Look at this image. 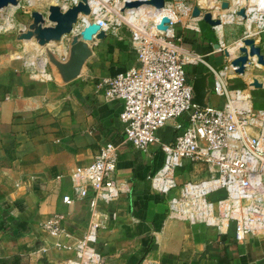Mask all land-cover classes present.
I'll list each match as a JSON object with an SVG mask.
<instances>
[{"label":"crops","instance_id":"0c3cea01","mask_svg":"<svg viewBox=\"0 0 264 264\" xmlns=\"http://www.w3.org/2000/svg\"><path fill=\"white\" fill-rule=\"evenodd\" d=\"M209 27L214 28L200 17L178 14L170 29L185 50L221 68L229 64L224 28H214L221 36L216 40ZM258 32L264 43V30ZM217 42L221 47H214ZM125 44L108 37L91 42L90 62L65 83L52 72L36 73L15 61L0 64V264H68L73 252L59 245H71L82 235L90 212L87 198L66 204L62 197L74 196L71 170L91 162L106 142L118 145L116 178L125 190L99 205L109 214L95 242L105 264H264V232L236 240L233 223L218 232L168 217L166 197L153 192L148 179L160 167L162 152L156 144L142 152L124 143L121 102L103 96V80L136 62L135 51L127 52ZM187 69L192 76L207 71L202 62ZM234 73L230 87L247 88L253 106L264 109V74ZM253 77L261 87L251 85ZM207 100L223 103L213 93ZM164 127L158 130L162 141L173 132L171 124ZM206 171L202 163H185L177 180H197ZM54 213L64 216V233L58 236L40 227Z\"/></svg>","mask_w":264,"mask_h":264},{"label":"built area","instance_id":"2783aa9c","mask_svg":"<svg viewBox=\"0 0 264 264\" xmlns=\"http://www.w3.org/2000/svg\"><path fill=\"white\" fill-rule=\"evenodd\" d=\"M196 4L200 5L199 0ZM196 4L165 0L164 8L154 9L147 18L126 16L116 21L114 34H121L124 24L132 33L136 62L103 80V96L107 101L121 102L124 143L142 152L156 144L162 152L160 167L148 179L152 191L166 197L168 217L203 223L218 232L233 223L235 239L241 240L264 232V109L253 106L247 88L230 87L228 80L235 72L230 63L224 68L214 66L185 50L181 39L171 33L178 14L190 17ZM101 9L91 8L88 22L96 21L107 34L110 22ZM164 15L170 18L167 31L156 28ZM198 62L210 72V92L223 98L222 105L199 107L191 102L187 65ZM168 123L173 128L172 137L162 141L158 130ZM117 162L118 145L106 142L91 162L70 172L74 196L65 195L62 201L70 204L87 198L90 215L73 244L59 245L73 252L68 264H105L95 242L109 214L99 205L118 199L125 190V184L116 178ZM185 163H202L208 174L178 182L177 170ZM212 194L222 196L213 200ZM63 218L54 213L40 227L58 236L64 233Z\"/></svg>","mask_w":264,"mask_h":264},{"label":"rangeland","instance_id":"374dc122","mask_svg":"<svg viewBox=\"0 0 264 264\" xmlns=\"http://www.w3.org/2000/svg\"><path fill=\"white\" fill-rule=\"evenodd\" d=\"M34 1H35L34 3L29 4L27 0H18L17 5L15 6L8 5L0 9V26H1L0 64H5L8 63L9 61H15L17 62L16 65H20L22 68L24 67L28 70H34L36 73H42V72L44 73L43 70L45 69L47 73L52 72L59 78L55 70V67L47 60L46 49H50L51 51H53L56 57L59 58L60 60H66L68 56L70 40L75 34H78V32L80 31L81 23L83 22L82 24L83 27L86 24V20L89 21L88 19L89 16H81V18H79L78 21L73 25L72 31L64 35L59 41H53L47 45L40 46L37 44L34 38H32L31 40H18L17 35L20 32L27 31L29 25L32 22L31 12L33 11L41 12L45 17V25H52V23L47 20L48 6L50 4H55L60 6L61 9L65 10L71 5H73L77 0H34ZM89 1L96 4L95 8L98 9L99 7H101L102 8L101 11L103 12V14H107L106 15L107 22H110L107 35L103 39L108 37L110 40L125 41L127 43V45L125 44L127 46V52H134V48L130 38L125 37L122 33L121 34L118 33L117 35L118 38H116L117 36L116 34H114V29L112 27H115L116 21H120L121 18L126 17V15L128 16L129 19H133L136 18V16L141 17L142 14L133 12V14L131 15L128 12L127 14L121 12L117 8L118 0H98L99 4L95 0H89ZM184 1L185 3L197 2V0H184ZM229 1L231 7L229 8V10L225 11L221 9L219 0H205V1L199 0L200 5L206 6L207 8L205 7V9L211 11L213 16L220 17L222 19V24L214 28L217 29L218 27H221L217 29L221 31L223 26L224 28L223 37L220 36V32L218 35L219 37L224 39L225 48L227 49L229 48L228 51L231 57H234L239 54L238 47L243 44L242 40L245 37L255 38L256 44L261 47V52L264 54V43H262L258 38L260 35L258 31L264 30V13H260L259 11H256L258 10V8L261 7L262 0L260 1L259 7L256 6L249 7L250 4H243L242 0H229ZM240 6H245L247 9L246 19L239 18L235 15V11L238 10ZM228 15L233 16V19L232 20L228 19L227 18ZM121 25L123 24L121 23ZM214 28L212 29L211 27H209L210 29L209 33L213 34L214 38L217 40L219 39V37L218 35L216 37L217 33H215L214 30L216 29ZM225 28H227V33ZM98 40H102V39L94 38L92 42H97ZM90 58L87 60V62L88 61L90 62ZM40 61H41V67L38 68L37 67L38 62ZM120 64L122 63L120 62ZM259 69L261 71H259ZM248 72L255 75L264 74V66L262 65L258 66L255 63V61L252 60L248 63L247 71L245 72V74H248ZM209 79L211 83V76L209 77ZM169 124L170 123L166 124V126H168ZM205 174H208V172L206 171L204 175ZM184 178L185 177H182L181 179ZM212 195H211V199L213 200L218 199L219 197L222 196L221 194H215L213 196Z\"/></svg>","mask_w":264,"mask_h":264},{"label":"water","instance_id":"95a60500","mask_svg":"<svg viewBox=\"0 0 264 264\" xmlns=\"http://www.w3.org/2000/svg\"><path fill=\"white\" fill-rule=\"evenodd\" d=\"M89 0H77L76 3L63 10L60 6L50 4L48 6L47 20L52 25H45V17L39 11L31 12L32 22L25 32H20L17 35L18 40H28L34 38L38 45L44 46L53 41H59L61 38L70 33L73 25L78 21L80 15L89 16L91 14V7ZM18 0H0V9L8 5H17ZM142 5H148L156 11H161L164 8L165 0H123L120 11L137 9ZM220 7L222 10L230 8L229 0H221ZM235 15L239 18L246 19L247 11L245 6H240L235 11ZM192 17H201L204 22L212 27L222 24L220 17H215L211 11L196 4L192 8ZM170 18L166 15L162 16L156 28L161 31L168 30V23ZM121 33L131 38L132 33L127 26L120 27ZM95 38L103 39L107 34L100 28L96 21L88 22L82 29L75 34L70 40L68 56L66 60H60L55 53L50 49H46L47 60L55 67V70L62 82H68L78 77L87 60L92 56L91 42ZM24 37V39H23ZM242 45L238 47L239 54L231 57L227 48L225 55L229 59L230 65L238 74H244L247 71L248 63L255 61L256 64L264 66V54L261 52V47L256 44L255 38L245 37L242 40ZM215 48L221 47L217 42L214 44ZM210 72L206 71L199 76L189 75L191 81L192 97L191 102L199 107H206L208 105V96L210 94L209 86ZM251 85L261 87L262 83L256 77L252 78Z\"/></svg>","mask_w":264,"mask_h":264},{"label":"bare ground","instance_id":"6f19581e","mask_svg":"<svg viewBox=\"0 0 264 264\" xmlns=\"http://www.w3.org/2000/svg\"><path fill=\"white\" fill-rule=\"evenodd\" d=\"M97 3H98V0H95ZM205 1V0H204ZM260 1L261 0H242V2H243V4H250L249 5V7H251V6H256V7H259V4H260ZM27 2L29 3V4H32V3H34L35 1L34 0H27ZM122 0L118 3V9H120L121 7H122ZM262 2V4H261V7L260 8H258V10H256V11H259L260 13H264V0H262L261 1ZM88 3H89V5H90V7H92L94 10H97V8H95V6H96V4L95 3H93V2H90V1H88ZM213 3V2H212ZM99 4V3H98ZM204 4V3H203ZM205 4H206V2H205ZM117 5V4H116ZM15 6V5H14ZM203 6V5H202ZM98 7V6H97ZM204 8L206 7V6H203ZM207 8V7H206ZM229 10V9H228ZM249 10H251V9H249ZM255 10V9H254ZM154 12V9L152 8V7H150V6H148V5H142V6H140L139 8H137V9H130V10H125L124 11V13L125 14H127V12L128 13H130L131 15L133 14V12H137V13H139V14H142L143 15V17H145V18H147L148 17V13L149 12ZM226 11V10H225ZM246 11H247V9H246ZM142 15H141V17H142ZM81 16H86V15H80V17L79 18H81ZM127 16V15H126ZM150 16V15H149ZM142 17V18H143ZM227 18L228 19H233V16H231V15H228L227 16ZM89 19V18H88ZM88 22V20H86V23ZM0 28H1V26H0ZM23 39H24V37H23ZM32 39V38H31ZM31 39H28V40H31ZM36 63V62H35ZM37 65V64H36ZM258 66H259V64H258ZM38 68L39 67H41V61L40 62H38V66H37ZM245 74V73H244Z\"/></svg>","mask_w":264,"mask_h":264}]
</instances>
